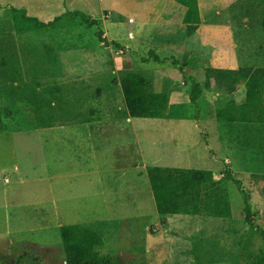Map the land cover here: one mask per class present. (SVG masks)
<instances>
[{"label": "rangeland", "instance_id": "1", "mask_svg": "<svg viewBox=\"0 0 264 264\" xmlns=\"http://www.w3.org/2000/svg\"><path fill=\"white\" fill-rule=\"evenodd\" d=\"M199 1L208 22L198 29L200 41L186 36L190 30L180 25L186 9L175 0H0V102L7 122L0 134V264H66L60 227L104 221L118 228L98 249L117 264H250V256L264 251L261 235L245 220V194L225 175L231 168L242 181L264 229V124L224 120L242 99L241 83L236 94L204 89L196 104L189 98L208 66H225L214 55L222 51L224 28L209 24L222 16L224 0ZM12 6L44 21L81 10L99 25L64 17L48 31L18 32ZM150 49L169 60L151 59L139 71L161 94L157 109L168 108L164 116L80 123L128 116L119 82L140 70ZM174 58L186 62L184 75ZM257 59L249 53L245 63ZM41 106L56 126L38 127ZM67 121L79 123L60 124ZM182 160L200 170L186 178L205 186L209 174L216 182L220 196L206 206L220 218L205 221L209 229L199 228L205 231L199 235L176 237L164 232L153 195L203 191L172 185L168 170ZM146 223L147 234L135 236Z\"/></svg>", "mask_w": 264, "mask_h": 264}, {"label": "trees", "instance_id": "2", "mask_svg": "<svg viewBox=\"0 0 264 264\" xmlns=\"http://www.w3.org/2000/svg\"><path fill=\"white\" fill-rule=\"evenodd\" d=\"M186 9L183 17L184 23H200L201 14L198 0H175ZM1 7V5H0ZM11 17L15 29L18 32L26 31H48L61 23L64 17L73 19L79 17L82 22L92 27L99 25V20L89 17L84 11H67L53 19L44 21L37 16L30 15L23 7H11ZM262 26L264 29V12ZM99 29L98 36L101 42L107 43ZM154 59L157 62H164L154 49L148 51L142 61L147 62ZM17 60L13 61L17 63ZM2 63L8 64L2 59ZM173 63L179 64V71L184 75L186 62L173 59ZM244 83L246 95L242 101L233 106L223 117L228 122L262 123L264 124V67L243 66L239 68L228 67H207L203 83L196 81L189 92V98L196 104L202 96L204 89L219 90L227 94L234 93L238 85ZM122 93L127 109L131 117H158L163 111L155 109L159 98V92L154 88V82L145 74L139 71H128L120 80ZM7 116L11 111L5 109ZM46 112L41 106L35 112V118L40 126H49ZM7 130V122L1 113L0 102V134ZM229 180H233L245 194L244 213L245 220L250 228L256 230L264 241V229L254 221V212L250 203V196L242 188V181L236 178L231 168L225 172ZM155 203L158 213L163 217L162 222L169 214H197L199 212L200 197L196 195H181L156 193ZM118 222L104 221L97 224H67L60 227V234L63 243V251L66 264H117L112 254L102 253L98 247L105 243L110 234L117 231ZM250 264H264V251L254 253ZM253 257V258H252Z\"/></svg>", "mask_w": 264, "mask_h": 264}, {"label": "crops", "instance_id": "3", "mask_svg": "<svg viewBox=\"0 0 264 264\" xmlns=\"http://www.w3.org/2000/svg\"><path fill=\"white\" fill-rule=\"evenodd\" d=\"M198 2H199L200 14H201V22L200 23L182 22V24H180L181 26H184L186 30L188 31L190 30L188 34H186V36L190 40L193 38H197L199 40L200 31H198V29H200V27H205V25L208 23L206 22L207 20L204 18L202 14V6L200 4V1L198 0ZM263 12H264V0H224L222 16L217 15L216 19L209 21V24L213 23L212 25L217 27V29H220L221 27L224 28L223 39H222V43L220 44L222 46V51L220 50L214 51L215 56L217 55L218 57L222 56V60L225 65L224 67H228V68H239L243 66L264 67V44H261L258 41L261 36L260 27L263 29V26H262ZM190 25L196 26L197 27L196 31ZM213 34L214 33H210L207 39L204 38V35L202 34L203 42L206 39L208 40L207 41L208 44H213V42L215 41V37L213 36ZM132 35H133V32H132ZM171 36H172V32L170 31V34H168L167 32V34L164 37L168 39ZM203 42L202 44L207 45ZM194 52H197V51L191 50L190 54L194 55ZM249 53L258 58L257 60H259L258 61L259 63L257 65H251V64L245 63L247 61L246 57L248 56ZM165 60L166 61L164 62H158V64L169 62L168 59H165ZM122 65L131 66L130 67L131 69L136 68V66H134V63L130 62L127 59H122ZM146 65H151V61H147V62L141 61L138 66L140 70H137V69L136 70L145 72L146 69L143 67ZM188 66H190V63H188ZM208 67H217V66H208ZM242 84L243 86L240 87L243 89V90L241 89V92H240L242 93L240 94L242 95V99L240 101H242L246 95L245 84L241 83V85ZM119 85H120V82H119ZM234 93L236 94V91ZM160 97H161V94H159V98H158L159 101H160ZM171 99H172V96L171 94H169V100L167 102L168 104L171 102ZM158 100L155 105V109H157V106L159 105ZM167 109L162 110L163 111L162 115L158 117L162 118ZM122 118H125L127 122H132L133 118L135 117H131L129 115L122 116V117H102V118H97V119H93V120L86 121V122H80V123H93V122H98L100 120L101 121H104V120L119 121ZM152 118H157V117H152ZM175 119L184 120V119H190V118L179 115L178 117H175ZM195 122L197 123L196 120ZM36 123L38 127L56 126L53 124L50 118H47V123H49V126H40L38 122ZM67 123H79V122L67 121L65 123H60V124H67ZM234 123H242V122H234ZM60 124H57V125H60ZM245 124H251V123H245ZM253 124H257V123H253ZM15 170H18V166H15ZM197 170L200 171L198 168L194 167L192 163L186 160H182L179 163V165L171 166L169 168L168 172L170 171L171 175H173L172 176L173 178L171 181L174 187H178L180 189V188H184L190 185L193 188V190H198L199 188H201L203 189V191L201 192H197V191L186 192L185 191L183 193L182 192H166L168 194L199 196L200 205H199V212L197 214H169L167 215L166 218L164 219V222L161 223L162 227H164L165 233L170 232L176 237L178 236L184 237L190 234L196 235L195 232L197 231L199 235L200 232H205V231H198L199 228H201L202 230H206V231H208L209 229L205 221L209 222L213 219L220 218V217H217L208 206H206L208 204L210 205L213 202H215V200L220 196L216 192V188H217L216 182L214 180H210V175L208 174L212 172L213 169L205 168L204 170H202V171H206L208 174V181L205 186H200L199 183H196L194 181H191L189 178H186L185 174L191 173ZM159 172L162 173L165 171H159ZM185 178L186 180H184ZM9 182L10 180L8 178H5V183H9ZM153 196L155 200V193ZM225 218L231 219L228 216ZM160 222H162V219ZM149 224L147 223L145 224L142 232L141 230L139 231L136 230L139 228V227H136V229H134L137 231L135 233V236H138L140 233H143L144 235L147 234L145 233V231L149 230L148 229ZM155 231H156V228H155Z\"/></svg>", "mask_w": 264, "mask_h": 264}]
</instances>
